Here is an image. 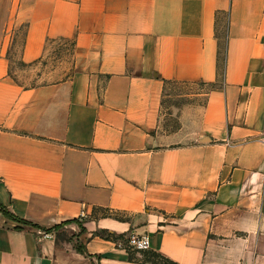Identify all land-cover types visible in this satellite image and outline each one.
Instances as JSON below:
<instances>
[{
    "label": "crops",
    "instance_id": "obj_1",
    "mask_svg": "<svg viewBox=\"0 0 264 264\" xmlns=\"http://www.w3.org/2000/svg\"><path fill=\"white\" fill-rule=\"evenodd\" d=\"M0 205V264H264V0H0Z\"/></svg>",
    "mask_w": 264,
    "mask_h": 264
},
{
    "label": "rangeland",
    "instance_id": "obj_2",
    "mask_svg": "<svg viewBox=\"0 0 264 264\" xmlns=\"http://www.w3.org/2000/svg\"><path fill=\"white\" fill-rule=\"evenodd\" d=\"M62 60L69 65V49L62 51ZM16 65L13 64L12 68L15 70ZM19 80L25 81V73L15 72ZM208 85L203 83H180L168 81L164 86V98L162 105V120L161 127L163 130H171L178 126L179 122L176 117V108L182 106L187 102L200 100L203 92L207 89ZM142 259L156 260L160 259L149 252L142 253Z\"/></svg>",
    "mask_w": 264,
    "mask_h": 264
},
{
    "label": "trees",
    "instance_id": "obj_3",
    "mask_svg": "<svg viewBox=\"0 0 264 264\" xmlns=\"http://www.w3.org/2000/svg\"><path fill=\"white\" fill-rule=\"evenodd\" d=\"M0 210L7 216H11L12 215L11 212H9L7 209L3 208L1 205H0ZM100 234L103 235V236L109 237V238H113V239H121L122 243L125 245V247H127L130 257H132V249H134V248H132L131 246H129L127 244V238L124 237V234H113V233H110V232H105L104 230H102L100 232ZM145 252H149L150 254L158 257L160 260L157 261V262L163 261L165 264H177L176 262H173V261H171V260H169L167 258H164L162 255L158 254L155 251H146L145 250L143 253H145ZM146 260H148V259H146ZM151 261L156 262V260H151Z\"/></svg>",
    "mask_w": 264,
    "mask_h": 264
},
{
    "label": "built area",
    "instance_id": "obj_4",
    "mask_svg": "<svg viewBox=\"0 0 264 264\" xmlns=\"http://www.w3.org/2000/svg\"><path fill=\"white\" fill-rule=\"evenodd\" d=\"M127 244L134 249H147L150 246V239L147 234L131 235L127 238Z\"/></svg>",
    "mask_w": 264,
    "mask_h": 264
}]
</instances>
